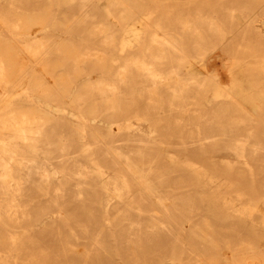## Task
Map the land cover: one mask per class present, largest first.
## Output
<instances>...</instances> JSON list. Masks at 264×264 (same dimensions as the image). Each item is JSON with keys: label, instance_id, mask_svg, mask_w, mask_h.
I'll return each mask as SVG.
<instances>
[{"label": "bare ground", "instance_id": "6f19581e", "mask_svg": "<svg viewBox=\"0 0 264 264\" xmlns=\"http://www.w3.org/2000/svg\"><path fill=\"white\" fill-rule=\"evenodd\" d=\"M97 1L0 0V264H175L184 259L174 251L184 249L188 264H264V232L231 239L224 229L234 226L212 221L216 199L206 195L221 184L179 158L162 163L157 143L209 153L244 141L241 148L264 153L259 137L227 144L237 123L225 118L254 117L244 102L262 106L264 124V102L238 76L241 64L222 86L194 61L208 69L220 57L209 55L216 45L235 58L264 52V9L247 15L225 0H106L101 10ZM132 20L144 28H129ZM74 29L80 41L59 33ZM128 109L153 125L150 134L120 123ZM119 140L128 151L114 145ZM240 162L253 179L249 158ZM222 203L264 230L256 200Z\"/></svg>", "mask_w": 264, "mask_h": 264}, {"label": "rangeland", "instance_id": "374dc122", "mask_svg": "<svg viewBox=\"0 0 264 264\" xmlns=\"http://www.w3.org/2000/svg\"><path fill=\"white\" fill-rule=\"evenodd\" d=\"M1 1L5 3L9 0H1ZM30 1L40 2L41 0H30ZM234 1H242V0H225L226 3H230V6L233 7L238 6L239 9L243 10L245 14L248 11L256 12L258 10L264 9V0H246L247 4L246 3L234 4L233 3ZM97 3H99V8L101 10H105L106 8H108V3L106 0H99L97 1ZM203 8L205 9L206 7ZM213 8L217 9L216 6H214ZM73 11H76V8H74ZM249 13H247V15H249ZM254 15L255 13H253V16ZM109 17L114 21L115 16L113 14H111ZM137 22L138 21L136 20L129 21L128 22L129 28L130 27L132 28L133 25H136L137 27L143 29L144 23L142 24ZM255 24L259 25L261 23L257 22ZM231 25H233V28H235L234 27L235 23H232ZM232 30L234 31V29ZM79 31L80 29H74L72 31V34L66 32L65 33L59 32V33L62 34L63 37L70 38L71 36H73L75 40L80 41L82 37V33H79ZM232 35H233L232 33H229L227 35L229 40L238 41L237 37L235 36L233 39ZM211 41H215L214 38L213 40L211 39ZM209 47H210V50H208L209 55H213V57L220 55L219 59L213 58L212 60H210L213 62H210L211 65L208 64L209 66L208 69L207 66L206 69H203L201 62L194 60L196 64L195 65L196 71H199L201 75L215 74L217 75V78L219 82H221L222 86H230L231 85L230 68L234 64H241V69L238 70V76L245 81V85L248 91L251 92L252 90L251 93L252 94L254 93L256 98H258V101L264 102V52L260 51L259 49L260 52H257L259 54L251 55L250 53H246L245 55H241V57L238 56V58H235L234 56H231L223 52L222 48H220L219 45L212 47L209 46ZM222 55L223 57H221ZM235 61L238 63H235ZM74 91L75 88H73V92ZM243 106L244 109L250 112L254 117H252L251 119H247L241 113H235V114L232 113V117L225 118V121L232 120L237 123L236 124L237 126L233 127V131L231 129L232 134H228V135L226 134V136L229 138L227 144L232 145L236 138L245 139L246 137L248 138L259 137L261 144L260 143H256V144L264 145V140L262 139L263 136L262 129L264 127V124L259 119V113L261 112L260 108L262 106L261 107L260 105L255 106L246 102L243 103ZM128 112L124 111L125 114L122 115V117L119 119L120 123L131 122L134 124L135 127L137 126L139 128L142 127L144 130H146L148 134H150L151 129H154V127H152L153 125H150L149 121H145L144 119L142 120L136 119L133 115L130 114V109H128ZM210 112H212V110L210 108L207 109V113ZM260 116L261 118H263L262 120H264L262 114ZM104 127L106 129H109L110 122L104 120ZM200 137H204V135L201 134ZM200 141H201L200 143H205L207 140L202 139ZM157 143L164 145L166 151V153H161L160 161L162 163L165 162L169 165H173V162L171 160H175L179 158V160H182L181 161L182 165L184 163H191V165L193 166V168H191L192 170L194 169L200 172L201 175H202V170H204V172L208 177L210 176L214 177L216 182L221 184L220 188L216 190L214 189L208 190V194L206 195L208 198L214 197L213 200L216 199V201L214 202L215 205L213 204L209 205L210 208L214 209V214L212 215V219H213L212 221L222 225L224 228L229 226H234V229L231 230L224 229L225 231H228L232 234L231 239L235 240L249 233H254V232L261 233L260 230L264 232V230L262 229L252 230L251 222L243 219L241 216L231 213L230 211L228 212L226 210V205L224 206L222 203L223 198H227V199L229 198V201H233L234 203H236L237 207L243 208L247 205L250 199L251 200L253 199L256 200L257 203H259L264 208V162H263L264 153H252L253 150L250 148V146H247L248 148L245 149L241 148V146H245L244 141L239 142L240 143L238 144L240 145L239 149L236 150L218 149L216 151H212V152L210 151L209 153H191V151L178 150L175 148V146H168L164 144L162 140L158 141ZM114 145L122 146L125 152L128 151V145L126 144L125 141L122 140L116 141ZM247 158H249V160L252 162L253 165L252 169L255 174L253 179L248 177L249 171L243 170L244 165L240 162L242 160H246ZM154 164L156 165V163ZM172 169L173 168L170 167V170H168V174L174 176L176 174L174 171H171ZM103 170L105 171L104 174L105 177L107 176L117 177L113 170L109 168H104ZM178 174L184 178L185 175L186 176L190 175V173L185 170H178ZM196 181L197 180L192 178L187 184L193 185L191 187H194L196 186ZM202 183H198V185L201 186ZM187 184L186 186L189 187V185ZM166 185L173 187L174 184H172V182H168L166 183ZM217 199L218 200L220 199L221 201L218 202ZM153 208H157V206H153ZM254 217L258 218L260 217V214H255ZM184 225L188 226L190 225V222L185 221ZM111 230L114 231L115 229H111ZM115 231H118V228H116ZM46 235L49 234L46 233ZM194 250L196 252H199L198 249H194ZM180 251L181 252H179V250L174 251V255H176V257H181L184 260L178 261L175 264H188L189 257L191 256L190 250L187 251L186 249H184ZM224 252L228 257L231 254V250L229 248H225ZM118 263H120V261L118 262V259H115L113 264H118Z\"/></svg>", "mask_w": 264, "mask_h": 264}]
</instances>
